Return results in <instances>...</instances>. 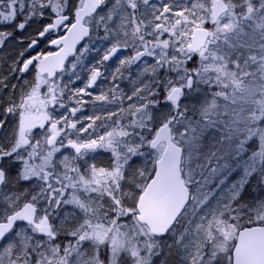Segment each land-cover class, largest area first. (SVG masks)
Instances as JSON below:
<instances>
[{"label":"snow or ice","instance_id":"obj_1","mask_svg":"<svg viewBox=\"0 0 264 264\" xmlns=\"http://www.w3.org/2000/svg\"><path fill=\"white\" fill-rule=\"evenodd\" d=\"M0 264H264V0H0Z\"/></svg>","mask_w":264,"mask_h":264}]
</instances>
